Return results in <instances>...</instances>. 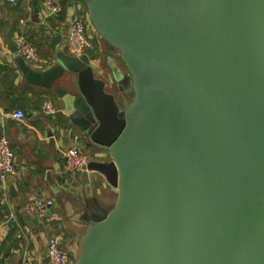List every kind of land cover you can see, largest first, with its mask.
I'll return each mask as SVG.
<instances>
[{
  "label": "water",
  "instance_id": "obj_1",
  "mask_svg": "<svg viewBox=\"0 0 264 264\" xmlns=\"http://www.w3.org/2000/svg\"><path fill=\"white\" fill-rule=\"evenodd\" d=\"M85 5L118 52L120 65L108 64L123 106L87 53L58 52L39 71L13 49L29 83L54 89L66 125L108 154L82 170L75 264H264V0ZM66 73L75 83L55 86ZM87 170L116 192L111 209L95 201Z\"/></svg>",
  "mask_w": 264,
  "mask_h": 264
},
{
  "label": "crops",
  "instance_id": "obj_2",
  "mask_svg": "<svg viewBox=\"0 0 264 264\" xmlns=\"http://www.w3.org/2000/svg\"><path fill=\"white\" fill-rule=\"evenodd\" d=\"M85 12L80 0H64L62 11L56 15L49 14L40 0H0V134L8 137L16 166L15 174L0 179V264H19L24 257H29L32 264H50L46 257L50 236H56L76 258L86 232L87 225L78 220L72 204L85 206L87 185L82 172L70 175L63 171L61 148L77 145L87 162L106 161L108 154L83 129L66 125V115L54 89L29 83L16 65L13 52L15 37L22 35L39 56L31 66L39 71L49 68L58 52L72 54L67 41L68 22L73 14L86 17ZM86 28L92 45L84 53L90 58L94 77L102 80L104 90L123 106L126 99L108 64L111 58L119 62L118 52L98 35L88 17ZM68 79L74 84L76 74L66 73L55 86L66 87ZM45 100H51L58 111L42 113ZM15 110H21L23 117H14ZM87 171L95 201L111 209L116 192L101 174ZM50 185L60 188L62 202H57ZM46 197L53 198L54 204L40 214L35 201Z\"/></svg>",
  "mask_w": 264,
  "mask_h": 264
},
{
  "label": "built area",
  "instance_id": "obj_3",
  "mask_svg": "<svg viewBox=\"0 0 264 264\" xmlns=\"http://www.w3.org/2000/svg\"><path fill=\"white\" fill-rule=\"evenodd\" d=\"M14 2L15 0H9ZM43 7L49 14H59L62 9V0H40ZM88 16L81 14H73L69 19L67 26V41L70 50L74 55L83 54L84 51L91 47V37L87 32L86 20ZM15 45L17 52L30 65L35 64L39 60V56L33 45L22 35L15 37ZM44 114H53L58 111L51 100H45L41 108ZM12 115L16 118L23 117L21 110H15ZM61 153L63 156V171L70 175L79 174L85 168L87 159L85 153L77 146L69 144L62 146ZM15 153L10 146L9 139L6 135L0 134V179L15 174ZM54 199L51 197L38 198L35 206L38 213H42L44 209L51 207ZM46 257L50 264H75V258L70 250L65 248L56 236H50L46 242ZM19 264H32L29 257H24Z\"/></svg>",
  "mask_w": 264,
  "mask_h": 264
},
{
  "label": "rangeland",
  "instance_id": "obj_4",
  "mask_svg": "<svg viewBox=\"0 0 264 264\" xmlns=\"http://www.w3.org/2000/svg\"><path fill=\"white\" fill-rule=\"evenodd\" d=\"M81 2H85V0H80ZM118 57H119V55H118ZM111 60H113V59H109V62H111ZM114 62H115V64L117 65V64H119L120 65V63L117 61V60H113ZM112 63V62H111ZM111 63L109 64V67H110V65H111ZM111 69V68H110ZM112 71V70H111ZM112 73H113V71H112ZM113 76V75H112Z\"/></svg>",
  "mask_w": 264,
  "mask_h": 264
},
{
  "label": "trees",
  "instance_id": "obj_5",
  "mask_svg": "<svg viewBox=\"0 0 264 264\" xmlns=\"http://www.w3.org/2000/svg\"><path fill=\"white\" fill-rule=\"evenodd\" d=\"M63 1H64V0H62V5H63ZM84 7H85V11H86V12H85V15H86V13H87V9H86L85 2H84Z\"/></svg>",
  "mask_w": 264,
  "mask_h": 264
}]
</instances>
